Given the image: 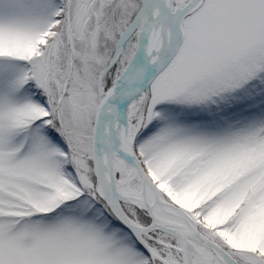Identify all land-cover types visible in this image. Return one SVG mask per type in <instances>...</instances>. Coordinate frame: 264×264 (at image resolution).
I'll return each instance as SVG.
<instances>
[{"label":"snow or ice","instance_id":"1","mask_svg":"<svg viewBox=\"0 0 264 264\" xmlns=\"http://www.w3.org/2000/svg\"><path fill=\"white\" fill-rule=\"evenodd\" d=\"M0 264H264V0H0Z\"/></svg>","mask_w":264,"mask_h":264}]
</instances>
